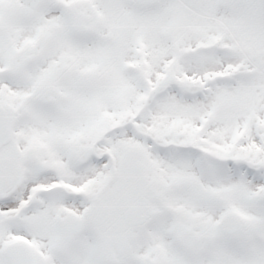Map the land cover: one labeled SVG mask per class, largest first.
<instances>
[{"label": "snow or ice", "instance_id": "snow-or-ice-1", "mask_svg": "<svg viewBox=\"0 0 264 264\" xmlns=\"http://www.w3.org/2000/svg\"><path fill=\"white\" fill-rule=\"evenodd\" d=\"M0 264H264V0H0Z\"/></svg>", "mask_w": 264, "mask_h": 264}]
</instances>
